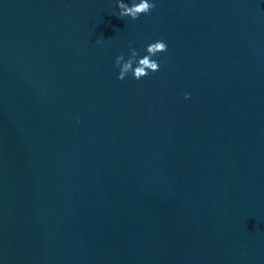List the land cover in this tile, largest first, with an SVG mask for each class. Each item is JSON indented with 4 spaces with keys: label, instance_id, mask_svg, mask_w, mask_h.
Returning <instances> with one entry per match:
<instances>
[{
    "label": "water",
    "instance_id": "water-1",
    "mask_svg": "<svg viewBox=\"0 0 264 264\" xmlns=\"http://www.w3.org/2000/svg\"><path fill=\"white\" fill-rule=\"evenodd\" d=\"M119 2L0 0V264H264V0Z\"/></svg>",
    "mask_w": 264,
    "mask_h": 264
},
{
    "label": "clouds",
    "instance_id": "clouds-1",
    "mask_svg": "<svg viewBox=\"0 0 264 264\" xmlns=\"http://www.w3.org/2000/svg\"><path fill=\"white\" fill-rule=\"evenodd\" d=\"M155 7L156 5L150 3L149 0H140L139 3L133 0L131 6L124 3L123 0H120L118 4L120 10L118 16L121 18L131 17L133 20H136L141 14H148ZM167 50L168 45L161 39L147 46V55H144L143 58L137 59L139 53L135 48L131 49V56L127 60H125L124 54L117 56L116 66L120 68L118 79L122 81L131 73L136 80H140L148 76L150 72L155 73L159 71L160 64L157 60H154L153 57L157 56L159 53L167 52ZM134 65L136 66L134 67ZM190 96V93H186L185 99H189Z\"/></svg>",
    "mask_w": 264,
    "mask_h": 264
}]
</instances>
